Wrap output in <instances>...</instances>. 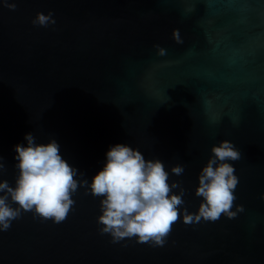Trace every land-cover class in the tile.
I'll list each match as a JSON object with an SVG mask.
<instances>
[{"label":"water","instance_id":"water-1","mask_svg":"<svg viewBox=\"0 0 264 264\" xmlns=\"http://www.w3.org/2000/svg\"><path fill=\"white\" fill-rule=\"evenodd\" d=\"M0 0V180L15 146L55 140L91 179L111 146L159 159L198 211V175L230 141L235 218L185 224L162 247L101 235L100 200L79 187L61 223L24 212L0 231V264H264V0ZM55 24L33 25L37 13ZM182 176L171 174L175 164ZM178 193V189L173 190ZM15 206V205H13ZM242 208V211L237 209Z\"/></svg>","mask_w":264,"mask_h":264},{"label":"clouds","instance_id":"clouds-1","mask_svg":"<svg viewBox=\"0 0 264 264\" xmlns=\"http://www.w3.org/2000/svg\"><path fill=\"white\" fill-rule=\"evenodd\" d=\"M4 6L16 9V4L8 0H4ZM32 23L43 27L55 24L53 13H37ZM24 138L27 146H15L18 161L15 186L0 180V231L9 230L24 212H33L36 217L54 223L63 222L74 208L72 197L79 187H85L94 197H102L97 225L101 235H110L113 243L136 238L140 243L162 247L172 226L181 218V209L185 224L214 222L222 215L229 219L237 215L232 209L239 181L230 161H239L241 153L230 141L212 146V155L201 169L195 189L202 202L197 212L190 213L183 207L186 190L182 182L170 183V173L162 161L146 160L133 147L111 146L104 167L89 183L87 179H77L83 174H78L61 156L60 145L54 139L45 144L37 143L32 133ZM5 171L0 163V175ZM170 172L182 176L185 166L175 164Z\"/></svg>","mask_w":264,"mask_h":264}]
</instances>
